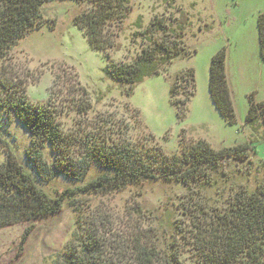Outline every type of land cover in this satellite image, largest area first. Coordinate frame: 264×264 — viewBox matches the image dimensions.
Instances as JSON below:
<instances>
[{
    "label": "trees",
    "instance_id": "obj_1",
    "mask_svg": "<svg viewBox=\"0 0 264 264\" xmlns=\"http://www.w3.org/2000/svg\"><path fill=\"white\" fill-rule=\"evenodd\" d=\"M46 1L0 0V62L19 39L43 26L46 19L41 6ZM73 1L88 5L74 17V23L90 46L102 52L116 48L118 31L114 27L122 28L132 10L131 1ZM162 1L168 13L155 14L146 27L142 25V17L137 18L134 37L135 41L140 38L142 44L131 62H113L107 54L106 71L128 97L146 77L160 74L175 59L193 53L187 45L191 33L197 36L212 28L205 23L193 30L192 16L177 5V0ZM257 27L260 56L264 61V12L258 16ZM226 69L227 50L223 48L210 62L209 94L221 118L235 125L238 118ZM195 93L194 69L177 73L170 97L178 108L180 120L186 117ZM248 100L245 125L258 133L264 130V100H256L254 93ZM78 109L86 110L85 106ZM0 111L15 117L29 131L31 147L26 155L38 175V179L34 177L13 153L8 155L6 164L0 168V229L55 215L69 197L77 194L122 191L158 179L176 180L187 188L180 203L184 225L178 226L182 232V251H189L196 264H264V183L254 190L243 185L236 190L231 187L221 206L217 204L220 199L200 196L205 187L217 185L212 173L221 161L251 158L254 150L251 141L216 149L206 139H185L182 131V152L167 154L158 145L145 147L124 134L114 133L116 124L108 116L99 119L102 127L99 132L83 130L81 136L70 135L61 126L56 106L50 101L31 100L22 82L13 81L4 65L0 66ZM148 139L154 136L149 134ZM47 145L54 153L52 162L44 154ZM93 165L109 172L83 186L67 187L54 198L38 185V180L49 184L59 176L82 180ZM219 194L222 198L226 193ZM135 213L145 216L141 208H133ZM75 223L73 238L54 264H184L179 249L162 253L154 230L145 228L141 222L131 223L119 233L113 230V224L105 223L102 215L90 218L79 215ZM26 235L27 231L23 239Z\"/></svg>",
    "mask_w": 264,
    "mask_h": 264
},
{
    "label": "rangeland",
    "instance_id": "obj_2",
    "mask_svg": "<svg viewBox=\"0 0 264 264\" xmlns=\"http://www.w3.org/2000/svg\"><path fill=\"white\" fill-rule=\"evenodd\" d=\"M130 1L132 10L122 28L114 27L118 31L116 48L102 52L90 46L74 23V17L88 8L87 4L47 0L41 6L46 19L43 26L28 32L8 49L0 66L6 67L13 81L22 82L31 100L50 101L56 106L61 126L70 135L81 136L83 130L99 132L102 128L99 119L108 116L116 124L114 133L124 134L145 147L158 145L167 154L182 152V131L185 139H206L216 149L251 141L254 148L251 158L221 161L212 173L217 185L205 187L200 196L220 199L217 204L221 206L231 187L236 190L243 185L254 190L264 183V130L253 133L245 125V116L251 93L256 100H264V61L257 27L258 16L264 12V0H177V5L192 16L193 30L205 23L212 26L211 30L197 36L191 33L187 45L193 53L175 59L160 74L146 77L128 97L106 71L107 54L110 61L131 62L142 44L140 38L135 41L134 37L137 18L141 16L146 27L155 14L168 13L162 0ZM223 48L227 50V79L238 118L235 125L221 118L209 94L210 62ZM189 68L195 71L196 93L188 104L186 117L180 120L170 88L175 75ZM78 81L85 90L78 86ZM79 106H85L86 110L78 109ZM149 134L154 139H148ZM30 147L31 135L26 126L0 111V168L13 153L38 179L27 159ZM44 154L52 162L54 153L50 145ZM106 172L109 171L93 165L82 180L59 176L49 184L38 180V185L54 198L67 187L83 186ZM186 189L176 180L158 179L122 191L71 196L55 215L0 229V264H54L73 238L79 215L89 218L102 215L105 223L113 224L118 233L131 223L141 222L145 228L154 230L162 253L179 249L184 264H196L191 253L181 249L182 232L178 227L184 225L180 203ZM219 192L226 194L221 198ZM133 208H141L145 216L133 214Z\"/></svg>",
    "mask_w": 264,
    "mask_h": 264
}]
</instances>
